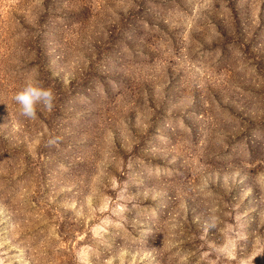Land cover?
Masks as SVG:
<instances>
[{"label": "rangeland", "instance_id": "obj_1", "mask_svg": "<svg viewBox=\"0 0 264 264\" xmlns=\"http://www.w3.org/2000/svg\"><path fill=\"white\" fill-rule=\"evenodd\" d=\"M0 264H264V0H0Z\"/></svg>", "mask_w": 264, "mask_h": 264}, {"label": "clouds", "instance_id": "obj_2", "mask_svg": "<svg viewBox=\"0 0 264 264\" xmlns=\"http://www.w3.org/2000/svg\"><path fill=\"white\" fill-rule=\"evenodd\" d=\"M12 99L18 106L19 115L27 119L37 118L38 106L52 111L56 101L54 91L38 80L25 82L18 91L14 92Z\"/></svg>", "mask_w": 264, "mask_h": 264}]
</instances>
